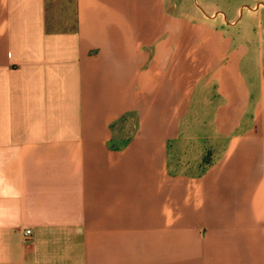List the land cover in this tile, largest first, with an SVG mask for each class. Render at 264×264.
<instances>
[{
	"label": "crops",
	"instance_id": "crops-1",
	"mask_svg": "<svg viewBox=\"0 0 264 264\" xmlns=\"http://www.w3.org/2000/svg\"><path fill=\"white\" fill-rule=\"evenodd\" d=\"M197 1L264 33V0H0V264H264L258 48L200 60Z\"/></svg>",
	"mask_w": 264,
	"mask_h": 264
},
{
	"label": "rangeland",
	"instance_id": "rangeland-1",
	"mask_svg": "<svg viewBox=\"0 0 264 264\" xmlns=\"http://www.w3.org/2000/svg\"><path fill=\"white\" fill-rule=\"evenodd\" d=\"M250 9H253V12H248V14L252 13L253 17H251V20H249L248 23L244 24V22H242L241 25L246 26L244 28H247L248 26H260L259 28H261V26H264V15L262 14L263 12L261 13V11H258V5H253ZM181 11L183 13V17L179 18V11L178 9L176 10L177 15L174 18V24L178 25L179 20H181L184 27L196 26L203 29H214L215 31V34H199V38L197 37L198 39H195V42H197L196 46H198L196 50L197 56L200 60L204 59L205 61H211L214 58H219L216 56L218 52H223V56H225L226 58L225 63L227 64H233L234 60L237 57L245 56L249 58V56H251V51L249 52L248 49L245 50L244 48H242L239 45V42L244 37H252V47L258 48V92L259 88L263 89L264 91V77L261 78V76H264V33H259V30L254 34H244L240 32L241 30L230 33H225L224 31H222L220 33L219 31H221V28L227 26H238L240 25V23L237 24V20L230 22L229 19L226 20L222 15H219V17L215 18L216 15L215 13H213V11L205 12L203 10L202 12L198 1L196 3H191L188 5H186V3L183 4V8ZM183 37L189 38L190 35L184 34ZM223 41L225 42L226 47H222L221 45H219V43H222ZM201 43H204V45H202ZM207 43L211 44L206 45ZM191 50L190 48L186 50L184 49V57H189L191 52L194 53L195 50ZM260 52L262 53V55H260ZM259 61L261 62V64H259ZM216 67L217 66H215V68Z\"/></svg>",
	"mask_w": 264,
	"mask_h": 264
},
{
	"label": "built area",
	"instance_id": "built-area-1",
	"mask_svg": "<svg viewBox=\"0 0 264 264\" xmlns=\"http://www.w3.org/2000/svg\"><path fill=\"white\" fill-rule=\"evenodd\" d=\"M26 235H29L31 233V230H26Z\"/></svg>",
	"mask_w": 264,
	"mask_h": 264
}]
</instances>
